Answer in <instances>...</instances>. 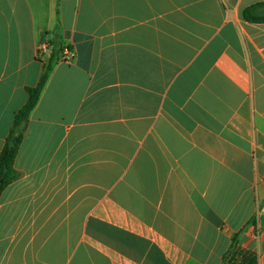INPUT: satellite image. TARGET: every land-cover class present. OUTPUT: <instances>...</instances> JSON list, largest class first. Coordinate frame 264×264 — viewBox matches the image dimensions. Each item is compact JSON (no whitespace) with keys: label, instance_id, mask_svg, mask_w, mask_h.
<instances>
[{"label":"crops","instance_id":"0c3cea01","mask_svg":"<svg viewBox=\"0 0 264 264\" xmlns=\"http://www.w3.org/2000/svg\"><path fill=\"white\" fill-rule=\"evenodd\" d=\"M263 1L0 0V264H264Z\"/></svg>","mask_w":264,"mask_h":264},{"label":"trees","instance_id":"16d2710c","mask_svg":"<svg viewBox=\"0 0 264 264\" xmlns=\"http://www.w3.org/2000/svg\"><path fill=\"white\" fill-rule=\"evenodd\" d=\"M242 17L249 23H264V1L246 7L243 10ZM62 45L63 43L60 40L52 42L50 54L47 60L42 62L43 69L37 84L26 89L27 101L14 116L12 127L0 152V194L9 184L16 181L20 176L14 168V160L21 144L29 115L37 105L47 79L54 66L59 61V56L63 49ZM228 253L229 251L224 256L223 262Z\"/></svg>","mask_w":264,"mask_h":264},{"label":"built area","instance_id":"2783aa9c","mask_svg":"<svg viewBox=\"0 0 264 264\" xmlns=\"http://www.w3.org/2000/svg\"><path fill=\"white\" fill-rule=\"evenodd\" d=\"M51 46L50 43L45 39L40 42L37 57L41 62H45L50 54ZM72 53L68 47L64 46L62 52L60 53L59 60L60 61H67L71 59Z\"/></svg>","mask_w":264,"mask_h":264}]
</instances>
